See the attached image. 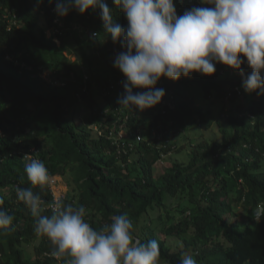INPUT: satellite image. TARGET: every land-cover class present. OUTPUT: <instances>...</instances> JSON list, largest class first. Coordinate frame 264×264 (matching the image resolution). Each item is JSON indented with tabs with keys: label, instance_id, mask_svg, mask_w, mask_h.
Segmentation results:
<instances>
[{
	"label": "trees",
	"instance_id": "1",
	"mask_svg": "<svg viewBox=\"0 0 264 264\" xmlns=\"http://www.w3.org/2000/svg\"><path fill=\"white\" fill-rule=\"evenodd\" d=\"M30 1L0 0V207L14 216L0 234V264H66L16 197L17 187H32L26 156L65 180L63 198L84 206L93 228L126 214L142 242H159V264H180L184 254L198 264H264V94L246 92L239 71L218 63L212 75L161 77L164 99L130 110L117 103L126 78L113 66L125 49L104 32L100 10H72L59 24L57 0H33L36 12ZM106 3L127 26L114 0ZM174 3L177 15L194 7ZM198 126L218 136L185 135ZM181 152L185 159L169 158ZM33 191L53 202L50 186Z\"/></svg>",
	"mask_w": 264,
	"mask_h": 264
},
{
	"label": "clouds",
	"instance_id": "2",
	"mask_svg": "<svg viewBox=\"0 0 264 264\" xmlns=\"http://www.w3.org/2000/svg\"><path fill=\"white\" fill-rule=\"evenodd\" d=\"M195 1L213 7H195L193 0L194 7L177 15L174 0H114L127 26L116 22L106 0H57L54 11L65 17L72 10H100L104 32L125 49L115 56L113 66L126 78L117 103L130 110L143 111L162 101L166 92L156 87L161 77L176 81L193 72L212 75L218 63L239 71L246 92L264 94V0ZM244 64L250 74H245ZM25 158L30 162L24 172L32 187H17L16 197L36 218L33 231L50 241L53 257L66 258V264H159V242H142L126 214L112 215L110 223L95 229L82 205L61 196L46 205L33 188L50 186L51 174L43 161ZM47 209L51 215L43 214ZM13 221L14 216L0 207V234L9 231ZM180 264L198 262L184 254Z\"/></svg>",
	"mask_w": 264,
	"mask_h": 264
},
{
	"label": "rangeland",
	"instance_id": "3",
	"mask_svg": "<svg viewBox=\"0 0 264 264\" xmlns=\"http://www.w3.org/2000/svg\"><path fill=\"white\" fill-rule=\"evenodd\" d=\"M30 2L32 3L33 10L36 12V10L38 8V3L34 2L33 0H31ZM43 21H44L43 16L42 15H38V23L43 24ZM74 28L77 29V31L75 32L76 35L80 34V36H81V34L83 32H87L86 30H83L79 26H75ZM46 34H47V36H52L53 35V32L51 30H48L47 29L46 30ZM92 36H94L93 33H92ZM69 56H70V58L72 60H74L75 57H76V52L71 53ZM162 83H163V79L159 80L157 84H158V86H162ZM163 99L164 98H162V100ZM99 100H100V98H99ZM87 114H88V112L86 110L81 111L79 113L78 120L85 119ZM217 116H219V115L217 114ZM197 128H200V129H196L195 132H194V135L192 134V130L191 129H189L185 133V135L194 136V139L195 140L196 139L197 140H200L202 138H208V139H210V138H213L215 136H218V132L213 127L209 131H206L205 129H203L200 126H198ZM94 130H96V127H94ZM181 137L182 136H180L179 138L178 137L176 138V142L179 141L178 145H180L181 144L180 142H182ZM190 139H192V138H190ZM184 143L186 144L187 142L185 141ZM182 153L183 152L179 153L177 157H175V155L173 153H170L169 158L180 159V160L185 159L186 156L183 155ZM165 158H167V157H165ZM164 167H165V163L162 164V165H161V163L156 164V170L157 171L159 169L163 170ZM54 178L56 179L55 183H53V184L50 185V189L52 191V194H54L57 197H60V196L63 197V196H65L66 195V192H67V189H68L67 188V185L65 183V180L62 177H58V176H54Z\"/></svg>",
	"mask_w": 264,
	"mask_h": 264
},
{
	"label": "built area",
	"instance_id": "4",
	"mask_svg": "<svg viewBox=\"0 0 264 264\" xmlns=\"http://www.w3.org/2000/svg\"><path fill=\"white\" fill-rule=\"evenodd\" d=\"M55 9V8H54ZM54 9H52V12H54V13H56L55 11H54ZM54 21L55 22H57V23H59V24H61L60 22H61V20H60V16H58L57 14H56V18L54 19ZM94 34V33H93ZM87 80V76H84V81H86ZM52 177V183L51 184H53V183H55V181H56V179L53 177V176H51ZM57 198H60V197H57V196H55L54 194H53V201L55 200V199H57Z\"/></svg>",
	"mask_w": 264,
	"mask_h": 264
}]
</instances>
